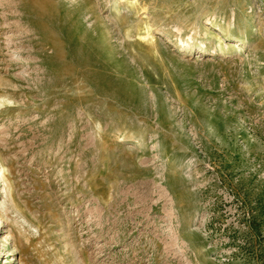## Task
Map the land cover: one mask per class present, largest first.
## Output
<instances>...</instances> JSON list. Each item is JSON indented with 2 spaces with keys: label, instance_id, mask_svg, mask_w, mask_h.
<instances>
[{
  "label": "rangeland",
  "instance_id": "374dc122",
  "mask_svg": "<svg viewBox=\"0 0 264 264\" xmlns=\"http://www.w3.org/2000/svg\"><path fill=\"white\" fill-rule=\"evenodd\" d=\"M0 264H264V0H0Z\"/></svg>",
  "mask_w": 264,
  "mask_h": 264
},
{
  "label": "bare ground",
  "instance_id": "6f19581e",
  "mask_svg": "<svg viewBox=\"0 0 264 264\" xmlns=\"http://www.w3.org/2000/svg\"><path fill=\"white\" fill-rule=\"evenodd\" d=\"M0 165L2 166L3 169H5V165H4V162L0 159ZM5 177V174L2 173L1 176H0V179ZM7 207L6 205L3 203L2 206L0 207V214H2L3 216L7 214Z\"/></svg>",
  "mask_w": 264,
  "mask_h": 264
}]
</instances>
